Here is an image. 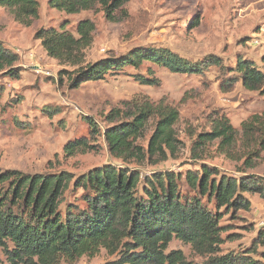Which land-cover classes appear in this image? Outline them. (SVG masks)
Masks as SVG:
<instances>
[{
    "label": "trees",
    "instance_id": "trees-1",
    "mask_svg": "<svg viewBox=\"0 0 264 264\" xmlns=\"http://www.w3.org/2000/svg\"><path fill=\"white\" fill-rule=\"evenodd\" d=\"M129 1L47 3L69 14L100 5L106 16L112 18ZM0 7L10 9L20 24L30 26L39 18L41 5L39 0H0ZM93 30L92 23L85 20L78 26L79 37L64 25L61 30L50 27L36 31V38L51 57L75 67L61 73L67 74L70 88L85 81L105 79L108 74L124 73L130 66L139 69L145 61L188 74H203L215 64L225 75L227 71L236 74L221 81L223 91H230L238 81L250 91L264 87V59L260 67L255 61L240 58L229 69L220 57L212 55L192 63L165 47L135 48L120 57L82 65L83 50L91 43ZM17 61L18 55L0 40V72L10 69L8 76H14L13 65ZM135 78L147 85L160 82L151 70L148 76L137 74ZM155 116L158 119L149 144L144 147L137 141ZM178 119L176 107L156 105L148 99L134 101L128 110H111L107 120L120 122L104 131V140L110 154L125 164L95 167L75 178L76 189L85 192V207L67 203L64 210L61 208L64 193L74 178L70 173L30 174L0 168V249L6 254V264H59L61 260L73 263L83 256L94 257L101 249L119 256L106 264H191L182 250L167 252L174 239L190 245L199 254L210 255L203 264H260L249 256L262 254L259 246H264L263 230L246 251L219 254L221 245L232 240L230 235L223 238L228 228L221 222L224 215L220 210H249L251 203L245 193L264 198V177L246 173L240 178L223 175L217 167L204 163L185 174L166 169L143 174L138 169L139 164L164 162L176 156L178 139L174 125ZM89 123L90 134L68 142L65 153L74 155L99 149L100 129L97 122ZM211 126L210 131L197 135L192 146L194 158L202 159L208 145L216 144L217 151L229 158L243 159L246 168L255 166L264 152V114L243 121L241 131L221 114L211 118ZM182 180L191 192L183 193ZM210 203H214L215 209L209 208Z\"/></svg>",
    "mask_w": 264,
    "mask_h": 264
},
{
    "label": "rangeland",
    "instance_id": "rangeland-1",
    "mask_svg": "<svg viewBox=\"0 0 264 264\" xmlns=\"http://www.w3.org/2000/svg\"><path fill=\"white\" fill-rule=\"evenodd\" d=\"M39 1L40 16L30 26L17 22L10 9L0 7V40L18 55L14 76H8L10 69L0 72V168L30 174L70 173L74 178L64 193L61 208L64 210L67 203L85 207V192L76 189L75 178L95 167L125 164L110 154L104 140V131L120 122L108 121V114L113 109L128 110L134 101L148 99L156 105L178 109L179 119L174 125L178 141L176 156L164 162L139 164L143 174L165 169L185 174L204 163L217 167L223 175L264 177V152L253 168H246L243 159L234 160L217 151L216 144L208 145L202 159L192 155L197 135L211 130L215 115H226L241 131L243 121L264 114V87L250 91L238 81L230 91H223L221 81L236 74L227 71L225 75L215 64L203 74H188L145 61L139 69L130 66L124 73L108 74L105 79L70 88L67 74L61 73L75 67L51 57L36 38L40 28L61 30L63 25L79 37L80 22L89 20L94 30L91 43L83 50L82 65L120 57L135 48L165 47L192 63L214 55L229 69L240 58L263 67L264 0H130L112 18L100 5L69 14L49 7L47 0ZM150 70L159 79L158 85L142 84L135 78L137 74L148 76ZM157 119L151 118L138 144L148 146ZM90 121L97 122L100 129L99 149L65 153L68 142L90 134ZM181 183L183 193L191 192L184 180ZM245 196L251 203L249 210H220L224 215L221 222L228 228L223 238L232 237L221 245L220 255L246 251L264 231V198L259 194ZM204 201L207 203L206 198ZM208 206L215 209L214 203ZM172 250H182L191 264H203L210 256L195 252L177 239L167 252ZM259 251L264 255V246H259ZM261 255L250 254L249 258L264 264ZM118 257L117 253L111 255L101 249L94 257L83 256L73 263L61 260L59 264H106ZM0 259L7 263L2 249Z\"/></svg>",
    "mask_w": 264,
    "mask_h": 264
}]
</instances>
